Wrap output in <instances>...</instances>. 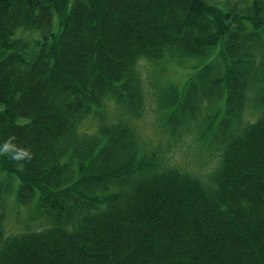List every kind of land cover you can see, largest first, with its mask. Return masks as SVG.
I'll return each instance as SVG.
<instances>
[{"label":"trees","instance_id":"trees-1","mask_svg":"<svg viewBox=\"0 0 264 264\" xmlns=\"http://www.w3.org/2000/svg\"><path fill=\"white\" fill-rule=\"evenodd\" d=\"M219 43L183 94L160 86L179 136L225 101L204 177L143 142L139 64ZM1 172L0 264H264V0H0ZM17 179L48 226L7 231Z\"/></svg>","mask_w":264,"mask_h":264},{"label":"rangeland","instance_id":"rangeland-1","mask_svg":"<svg viewBox=\"0 0 264 264\" xmlns=\"http://www.w3.org/2000/svg\"><path fill=\"white\" fill-rule=\"evenodd\" d=\"M58 14L55 15V30H57ZM221 48L219 43L213 54L205 59L187 58L184 61L172 62H146L140 61L139 68L145 81L147 104L144 107L140 117L135 121V127L142 136L143 142L148 148L156 150L168 164L179 166L190 172L206 177L219 161V152L212 145V135L216 127L217 120L223 114L225 101L221 104V110L213 119L209 128L208 138L200 139L198 123L200 119L193 123L192 128L186 129L182 135L173 134L166 126L165 121L168 117L166 107L159 102L160 86L174 82L179 86L181 93L186 86L197 75L198 70L204 63L209 62L215 57L217 49ZM175 105L171 106L173 109ZM204 110L203 118L205 116ZM259 111L254 107H250L245 112V120L257 119ZM94 117L86 119L80 125L81 131H91L95 129L96 123ZM4 174L1 172L0 177ZM19 180L17 179L15 189L8 197V209L6 217V229L9 234L17 233L25 230L24 227L31 226L33 228H43L46 220L43 218H35L34 203L29 205L20 204L17 201L16 189ZM48 226V221L46 222ZM45 224V225H44Z\"/></svg>","mask_w":264,"mask_h":264},{"label":"clouds","instance_id":"clouds-1","mask_svg":"<svg viewBox=\"0 0 264 264\" xmlns=\"http://www.w3.org/2000/svg\"><path fill=\"white\" fill-rule=\"evenodd\" d=\"M9 151L15 152L14 159L20 160L25 157H29L30 154L25 149H16L14 146H12L10 143H6L3 148L4 153H8Z\"/></svg>","mask_w":264,"mask_h":264}]
</instances>
